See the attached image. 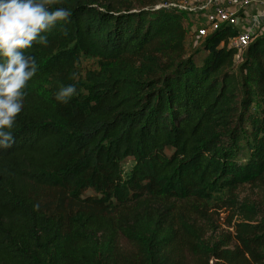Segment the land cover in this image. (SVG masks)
I'll list each match as a JSON object with an SVG mask.
<instances>
[{
	"label": "trees",
	"instance_id": "1",
	"mask_svg": "<svg viewBox=\"0 0 264 264\" xmlns=\"http://www.w3.org/2000/svg\"><path fill=\"white\" fill-rule=\"evenodd\" d=\"M158 1L62 0L69 22L25 51L0 264H264V34L238 49L223 25L191 52L188 15ZM83 55L99 68L82 75Z\"/></svg>",
	"mask_w": 264,
	"mask_h": 264
},
{
	"label": "clouds",
	"instance_id": "2",
	"mask_svg": "<svg viewBox=\"0 0 264 264\" xmlns=\"http://www.w3.org/2000/svg\"><path fill=\"white\" fill-rule=\"evenodd\" d=\"M59 3L62 0H0V148L15 142L12 129L23 110L28 81L37 72L35 58L25 51L34 43L47 47L45 33L70 20V9L53 8ZM70 78L75 80L76 74ZM76 94L75 84L64 85L55 99L67 104Z\"/></svg>",
	"mask_w": 264,
	"mask_h": 264
},
{
	"label": "built area",
	"instance_id": "3",
	"mask_svg": "<svg viewBox=\"0 0 264 264\" xmlns=\"http://www.w3.org/2000/svg\"><path fill=\"white\" fill-rule=\"evenodd\" d=\"M159 8H173L185 11L192 21V40L199 44L208 34L223 25H233L237 34L229 40V45L243 49L258 35L264 34V0H178ZM246 25L236 27L240 19ZM194 23V24H193Z\"/></svg>",
	"mask_w": 264,
	"mask_h": 264
},
{
	"label": "rangeland",
	"instance_id": "4",
	"mask_svg": "<svg viewBox=\"0 0 264 264\" xmlns=\"http://www.w3.org/2000/svg\"><path fill=\"white\" fill-rule=\"evenodd\" d=\"M172 2H178V0H159L158 3L156 5H169V3ZM187 20V19H186ZM192 21L190 18H188V20L186 21V27H187V32H188V37H187V49L191 52L195 51V49L198 47L199 44H195L192 40V36H191V32H192ZM245 19H240L239 24L236 26L239 29H242L243 26H245ZM260 32H264V27L260 29ZM203 54H201L200 56H197L198 59L200 60V58L202 57ZM78 68L80 69L82 75H84L88 70L91 69H98L99 68V57L95 56V55H83L81 57V61L78 65ZM168 152H171V150H169ZM244 157V156H243ZM134 161L132 158H128L126 159V161L123 163V168L124 170L128 171L130 169V167L133 165ZM239 192L241 193V196H250L252 198H259L262 199V196L260 195V189H258L257 187L251 186V185H246V186H242L239 188ZM87 194H95V191L93 189H89L86 191L85 193ZM225 215L222 214L221 218L220 217H216V222L219 225V230L221 229H228L227 225L225 223ZM121 243L122 245H126V240L122 237L121 238Z\"/></svg>",
	"mask_w": 264,
	"mask_h": 264
}]
</instances>
